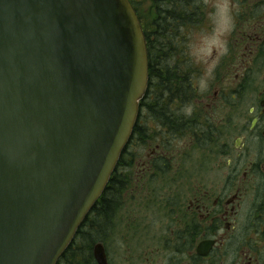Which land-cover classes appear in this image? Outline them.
I'll return each instance as SVG.
<instances>
[{"label": "water", "instance_id": "95a60500", "mask_svg": "<svg viewBox=\"0 0 264 264\" xmlns=\"http://www.w3.org/2000/svg\"><path fill=\"white\" fill-rule=\"evenodd\" d=\"M131 0H0V264H58L149 87ZM109 264L105 246H94Z\"/></svg>", "mask_w": 264, "mask_h": 264}, {"label": "flooded vegetation", "instance_id": "af4514ba", "mask_svg": "<svg viewBox=\"0 0 264 264\" xmlns=\"http://www.w3.org/2000/svg\"><path fill=\"white\" fill-rule=\"evenodd\" d=\"M180 3L186 7L182 21L171 17L168 31L177 44L168 45V85L164 89L158 77L149 94L151 112L142 104L137 120L138 128L150 131L140 122L146 108L155 145L141 157L138 182L118 184L134 187L121 194L138 201L121 218L129 228L123 236L148 240L110 249L109 230L99 242L109 264H264V0H233L240 14L225 59L206 85L205 65L188 46L178 54L175 36L187 27L186 46L193 29L203 30L207 3ZM138 12L144 27L141 7Z\"/></svg>", "mask_w": 264, "mask_h": 264}, {"label": "trees", "instance_id": "16d2710c", "mask_svg": "<svg viewBox=\"0 0 264 264\" xmlns=\"http://www.w3.org/2000/svg\"><path fill=\"white\" fill-rule=\"evenodd\" d=\"M155 5L153 9H149L147 14H145L146 22H144V30L146 31L149 47V87L147 94L144 100L141 102V105H147L149 111L151 112V89L154 88L158 83V77H160L164 83H162L163 88L167 87L168 79V60H167V51L164 47L169 41V28L173 23L171 17L174 18V21H182L184 9L186 7L180 3L177 4L178 0H171V3L168 5V0H154ZM134 5L136 12L139 11L137 0H131ZM157 6V11L154 9ZM139 14V12H138ZM159 25H158V24ZM155 26H160L158 27ZM160 46L161 48H158ZM155 49H158L155 51ZM157 79V80H156ZM156 81V83H155ZM162 95L165 93V90H162ZM149 95V96H148ZM150 101V102H149ZM149 131L144 130L136 125L134 133L129 142V145L132 143L147 141ZM139 137H142L140 140ZM128 146L124 150L122 157L115 169V172L109 182L107 190L101 196V199L98 201L95 207L96 214L93 217L92 211L86 217L85 221L79 228L77 236L69 248L64 253L63 257L60 259L58 264H83V262L91 263L95 262L92 256V248L96 242L104 240V235L108 234V231L112 229L114 225L113 216L116 213V210L121 205L126 204L128 198L123 197L121 194L125 190H133L134 187H120L118 184L126 183H135L138 182L137 179L132 178L127 171L124 170L126 165H132V161L127 158ZM125 162V163H124ZM159 167L162 164H157ZM163 173H166L165 170ZM151 182L155 180H149ZM134 199V198H129ZM135 200V199H134ZM84 257V259H82ZM96 263V262H95Z\"/></svg>", "mask_w": 264, "mask_h": 264}, {"label": "rangeland", "instance_id": "374dc122", "mask_svg": "<svg viewBox=\"0 0 264 264\" xmlns=\"http://www.w3.org/2000/svg\"><path fill=\"white\" fill-rule=\"evenodd\" d=\"M143 4L140 5L139 0H137L138 7H141L142 13L147 14L146 11L147 6L151 3H154V0H142ZM200 2L205 1L207 3L206 7H203L201 10V15L203 17L204 28L202 31L198 29H193L190 40L188 44L185 46V42L183 40V36L187 35L188 30L187 27L179 28V33L175 36H179L178 42V54H184L183 48L186 51L188 46V51L194 60L201 61L202 65H205L203 68L204 73H206V77L204 78L203 85H206L207 78L210 75V72L216 70L218 65L223 62L225 59V55L227 54L229 47L228 37L230 33L235 28V24L237 21V17L240 14L239 7L233 4V0H198ZM199 17L197 16L196 19ZM146 22V17H145ZM173 36H169V41L167 45L164 47L168 50V45L174 46L177 49V44L172 42ZM172 42V43H171ZM216 52L217 57L215 61L209 62L210 56H212ZM167 55V54H166ZM150 102V101H149ZM149 109V108H148ZM145 112L143 114L142 120L150 127V131L148 133L147 141H143L146 144L142 143H133L129 147V151L127 152V158L132 161V165H126L124 170L128 172V174L132 178H137L136 170L140 166L141 157L145 156L146 152L151 151V148L155 145L154 136L152 133V124L153 120H150L148 111L145 108ZM125 163V162H124ZM129 190H125L124 192H128ZM161 192V191H155ZM123 195V194H122ZM123 197H125L123 195ZM127 198V197H126ZM138 203L137 200L127 199L126 204L121 205L117 208L115 215L113 216L114 225L112 229H110V240L106 239V247L112 249L113 248H121L129 246V241H132L134 245L140 246L148 239L146 237H132L129 239L128 237L123 236V231L125 230V222L121 220L122 216L125 213L127 208L135 207ZM129 230L127 228L125 231ZM117 255H121V253L117 252ZM115 257H117L115 255ZM84 259V257L82 258ZM83 264H96L94 261L91 263L83 262Z\"/></svg>", "mask_w": 264, "mask_h": 264}]
</instances>
